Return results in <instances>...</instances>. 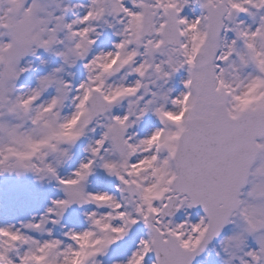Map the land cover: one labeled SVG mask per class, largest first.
Segmentation results:
<instances>
[{"label": "snow or ice", "instance_id": "1", "mask_svg": "<svg viewBox=\"0 0 264 264\" xmlns=\"http://www.w3.org/2000/svg\"><path fill=\"white\" fill-rule=\"evenodd\" d=\"M0 264H264V0H0Z\"/></svg>", "mask_w": 264, "mask_h": 264}]
</instances>
